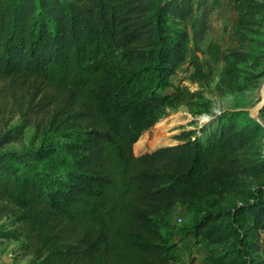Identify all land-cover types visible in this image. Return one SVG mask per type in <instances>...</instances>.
I'll list each match as a JSON object with an SVG mask.
<instances>
[{"label":"trees","instance_id":"1","mask_svg":"<svg viewBox=\"0 0 264 264\" xmlns=\"http://www.w3.org/2000/svg\"><path fill=\"white\" fill-rule=\"evenodd\" d=\"M228 1L241 17L264 8ZM197 8L195 0H0V101L23 98L42 135L39 146L0 152V202L19 212L45 264H173L160 216L257 171L245 150L261 124L244 111L134 154L184 101L171 82L179 67L207 79L195 48L206 31ZM43 152L49 160L40 164ZM247 199L193 222L206 264H264L252 256L264 237V182Z\"/></svg>","mask_w":264,"mask_h":264},{"label":"rangeland","instance_id":"2","mask_svg":"<svg viewBox=\"0 0 264 264\" xmlns=\"http://www.w3.org/2000/svg\"><path fill=\"white\" fill-rule=\"evenodd\" d=\"M195 1L198 4L196 17L204 23L206 31L196 47L192 46L196 48L207 79L195 76V69L188 63L179 67L171 82L185 94L184 101L177 108L167 110L165 116L142 135L148 144L134 154L139 156L160 147L177 145L183 132L195 128L196 123L200 125L202 116L212 114L216 108L220 114L213 126L208 127V132L221 117L238 111L246 112L261 124L245 150L248 158L255 164L258 162L259 167L248 176L232 178L225 189L213 188L176 202L160 216L168 225V230L162 234L175 246L173 264H206V245L202 243L194 248L193 222L207 210L231 209L247 203L249 190L264 182V170L260 167L264 161V8L241 17L228 0ZM257 2L264 4V0ZM165 92L172 94L174 88ZM26 108L20 97L17 101H0V152H23L40 145L41 132L32 119H27ZM48 160L43 152L36 162L43 164ZM18 214L12 205L0 202V264H45L46 251L32 247ZM259 246L252 255L256 262L264 261V237L260 238Z\"/></svg>","mask_w":264,"mask_h":264},{"label":"built area","instance_id":"3","mask_svg":"<svg viewBox=\"0 0 264 264\" xmlns=\"http://www.w3.org/2000/svg\"><path fill=\"white\" fill-rule=\"evenodd\" d=\"M263 74H264V70H263ZM220 114V111L219 109H214L212 111V114L211 115H204L202 116V119H201V124L199 126H202L203 124H206L207 122H209L211 120V118L213 117H216ZM181 221V220H180Z\"/></svg>","mask_w":264,"mask_h":264},{"label":"bare ground","instance_id":"4","mask_svg":"<svg viewBox=\"0 0 264 264\" xmlns=\"http://www.w3.org/2000/svg\"><path fill=\"white\" fill-rule=\"evenodd\" d=\"M177 121H178V119H176ZM170 124H174V122H171ZM162 126V124L161 125H159V127H161ZM163 128H165V127H163ZM162 129V128H161ZM160 135V134H159ZM156 140H157V138H156ZM157 143V142H156ZM146 144H148L147 142H146V140L144 139V138H140L139 139V141L135 144V152L136 153H138V151H141L140 149L142 148V146H144V145H146ZM150 145H153V143H150ZM149 145V146H150ZM148 146V145H147ZM146 151V150H145ZM148 152V151H147ZM140 155V154H139Z\"/></svg>","mask_w":264,"mask_h":264}]
</instances>
